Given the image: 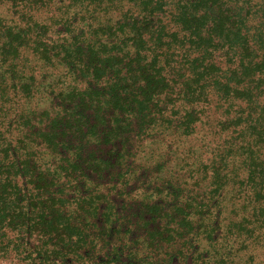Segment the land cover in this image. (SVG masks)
Instances as JSON below:
<instances>
[{
	"label": "trees",
	"instance_id": "obj_1",
	"mask_svg": "<svg viewBox=\"0 0 264 264\" xmlns=\"http://www.w3.org/2000/svg\"><path fill=\"white\" fill-rule=\"evenodd\" d=\"M0 156L11 264H264V0H0Z\"/></svg>",
	"mask_w": 264,
	"mask_h": 264
},
{
	"label": "rangeland",
	"instance_id": "obj_2",
	"mask_svg": "<svg viewBox=\"0 0 264 264\" xmlns=\"http://www.w3.org/2000/svg\"><path fill=\"white\" fill-rule=\"evenodd\" d=\"M40 105H42L41 102H40ZM154 149L156 150V147H154ZM147 153H148V150H146V149L143 152L138 153V155L136 157V159H137L136 164L137 163L143 164L144 160L142 157H147ZM0 158H1V156H0ZM142 179H144V176L139 180L138 183H107L105 180V181H103V183H100L101 186L98 187V190L103 192V193H107V192H110V193H121L122 192L123 193V192H126L127 195L124 196V198L126 200H131L132 202L138 203V204L142 203L145 205L146 204L150 205V201H149V197H148V194L150 193V189L147 187H148V185H151V183H144V180H142ZM95 183L97 184L99 182L98 181L96 182V180H95L94 184ZM113 184H115V187L113 186ZM107 185H108V187L110 185L112 187V189H108ZM122 204L123 203L121 202V197H120L118 199V202H117V206L119 207V209L121 208ZM123 215L125 216V214L122 213V217H120V219L123 218ZM134 234L137 235V237L135 239H132V237H130V235H128V234L125 235L124 237H119V238L117 237V239L115 240V242H116L115 245H123L124 243L126 244V241L129 239L136 241V240H138V237L145 236L146 231L144 229H142V230L137 231ZM130 245H132V243ZM175 245L176 244H174L173 242H171L170 244L166 243L165 248L169 247V249H172L175 247ZM144 246H145L144 244H140V245H138V247H136V245H135V246H133V249H137V250L138 249H144L145 248ZM181 249H183V248H181ZM186 251L187 250H184V253ZM4 259H6V258H4ZM0 264H11V263L9 262L8 259L3 260L2 257L0 256ZM90 264H92V263H90ZM175 264H183V263L181 262V259H178V260H176Z\"/></svg>",
	"mask_w": 264,
	"mask_h": 264
}]
</instances>
